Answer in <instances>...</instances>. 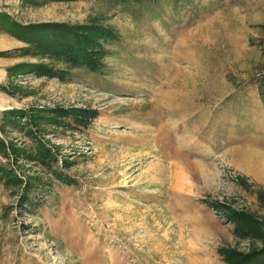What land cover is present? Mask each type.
Wrapping results in <instances>:
<instances>
[{
  "label": "rangeland",
  "instance_id": "374dc122",
  "mask_svg": "<svg viewBox=\"0 0 264 264\" xmlns=\"http://www.w3.org/2000/svg\"><path fill=\"white\" fill-rule=\"evenodd\" d=\"M252 151L264 0H0V264H264Z\"/></svg>",
  "mask_w": 264,
  "mask_h": 264
},
{
  "label": "bare ground",
  "instance_id": "6f19581e",
  "mask_svg": "<svg viewBox=\"0 0 264 264\" xmlns=\"http://www.w3.org/2000/svg\"><path fill=\"white\" fill-rule=\"evenodd\" d=\"M246 153H247V155L245 156L244 154H246ZM244 154H243L244 157L243 156L242 157H243V160H245L246 167H248L250 169H256L258 171H264V166H262V165H264V163L262 162V164H261V162H255L260 157H258L255 153H253V151L252 152H244ZM243 165H244V163H243Z\"/></svg>",
  "mask_w": 264,
  "mask_h": 264
}]
</instances>
